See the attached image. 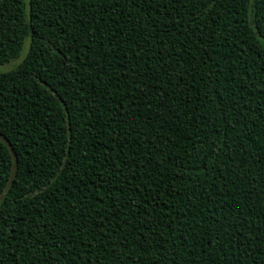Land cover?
I'll list each match as a JSON object with an SVG mask.
<instances>
[{"label":"trees","instance_id":"trees-1","mask_svg":"<svg viewBox=\"0 0 264 264\" xmlns=\"http://www.w3.org/2000/svg\"><path fill=\"white\" fill-rule=\"evenodd\" d=\"M0 264H264V0H0Z\"/></svg>","mask_w":264,"mask_h":264},{"label":"rangeland","instance_id":"rangeland-1","mask_svg":"<svg viewBox=\"0 0 264 264\" xmlns=\"http://www.w3.org/2000/svg\"><path fill=\"white\" fill-rule=\"evenodd\" d=\"M29 44H30V38L27 39L25 47H24L23 51L20 54V57L17 58V59L12 60L10 62L0 64V71H6V70H9V69L15 67L19 63V61L22 60L23 57L25 56V54H26V52H27V50L29 48Z\"/></svg>","mask_w":264,"mask_h":264}]
</instances>
